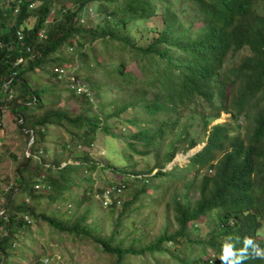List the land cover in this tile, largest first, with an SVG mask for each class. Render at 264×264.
Segmentation results:
<instances>
[{"label": "trees", "instance_id": "1", "mask_svg": "<svg viewBox=\"0 0 264 264\" xmlns=\"http://www.w3.org/2000/svg\"><path fill=\"white\" fill-rule=\"evenodd\" d=\"M60 1L68 5L52 14V0L33 7L0 0V121L7 108L24 143L32 134L26 157L10 155L18 161L0 204V264L31 221L90 241L110 264H264L261 0ZM90 5L99 20L80 22ZM243 48L250 54L227 66ZM57 69L65 71L60 78ZM38 72L44 82L34 78ZM77 84L85 90L76 92ZM220 113L230 122L209 126ZM240 116L248 118L245 136L231 123ZM55 129L62 134H51ZM98 133L124 142V162L92 158ZM199 142L185 164L162 169ZM131 154L152 163L136 170ZM105 169L111 177L100 174L96 185L92 174ZM79 188V196L72 193ZM41 198L70 208L62 215L38 210ZM158 205L170 209L172 221L165 218L152 234ZM144 206L151 217L140 218ZM225 249L232 255L225 258ZM50 256L40 253L34 262Z\"/></svg>", "mask_w": 264, "mask_h": 264}, {"label": "rangeland", "instance_id": "2", "mask_svg": "<svg viewBox=\"0 0 264 264\" xmlns=\"http://www.w3.org/2000/svg\"><path fill=\"white\" fill-rule=\"evenodd\" d=\"M52 14L55 10H59V7L62 5H68L66 1H60V0H52ZM259 12L260 14L264 15V0H261L259 3ZM79 21L80 22H89L90 24H94L99 20V16L95 13L93 5H90L88 7H85L80 13H79ZM33 20L30 18L26 21L27 25H31ZM156 25L160 26L159 20L156 21ZM147 24H142L141 29L145 28ZM250 54L249 50L247 48H243L236 54H234L233 59H231L228 63L229 64H236L240 58L244 55ZM127 68L137 73L136 68L133 63H130L127 65ZM35 77H38L37 79H40L41 82H44L43 79L45 77L41 73H37ZM65 94V93H63ZM93 94V93H92ZM90 94V101L92 103L96 102V96ZM110 96L112 95L109 94ZM108 97V95L106 94ZM65 105L68 107H74L75 101L71 99H67L65 101ZM110 106L107 108L109 109ZM8 109L6 108L4 113L1 115V127H0V204L3 200V193L6 189H8L9 186L14 185V177H15V171L17 170V162L21 156H27V148L25 149V144L23 140V136L19 134L15 120L13 116L10 114ZM252 111H248L249 117L250 114L252 115ZM141 115L140 113H136ZM218 122H230L229 114L228 113H220V115L216 118H214L211 122H209V126L218 123ZM248 122V118L246 116H240V120L231 122L234 127L237 126L238 132H240L243 136H245V129H243L244 125ZM53 133H60L62 132L59 129L53 130ZM28 140V139H27ZM202 143L196 144L194 147L187 149L184 152L177 151L173 157L167 161L164 166L163 170H168L171 166L177 165V167L182 166L187 162V158L194 153L195 151L199 150V148L202 146ZM49 152L52 150V144L47 145ZM81 149H78L77 152H81ZM124 152L125 154H128L129 151L125 148L124 142L120 140H116L110 137H106L101 135L100 133L97 134V138L95 142L92 145V148L90 150L91 156L94 160L97 162H107L111 161L113 164H119L121 162H124L125 159H123L119 154ZM12 155H15L18 160H13L11 158ZM131 161L134 163V169H143L147 166H150L152 161L147 160L144 161L141 157H139L136 154H131ZM153 172V171H152ZM100 174H102V177L104 179H109L111 177L110 172L105 169L104 171H96L92 174V178L95 179V184L99 185L102 184V179L100 178ZM78 192L76 195L79 196L81 189H72V193ZM11 198H17L18 195L16 194L15 189H13L10 193ZM197 197L196 192H190L189 198H195ZM25 200H28V197H25ZM145 200H143L144 202ZM30 203H33L29 201ZM36 207L38 210H45L47 212L52 210H57L60 215H62L65 211H67L70 207L65 205L68 202L64 204H60L59 207H55V205H47L46 199L41 198L37 202ZM86 203H82L80 206V209L78 211H81ZM145 205V204H143ZM4 210L3 207H0V214L2 215V211ZM167 210L168 217L164 216L163 211ZM142 216L140 218L146 217L145 214H149L151 212L150 209H148L146 206L142 208ZM170 209H164V205H158V207L155 208V212L153 213L154 217L156 218L155 223L152 224L153 229H151L152 234L158 231L161 224L164 223L165 218L167 220L172 221V215H171ZM151 214L149 217H151ZM31 220L29 217L25 218ZM109 221L105 220L103 224L104 233L108 231L109 228ZM30 226L27 228V230H23L18 233L17 235V241L14 243L12 250L10 251L8 257L5 259L6 264H36L34 262V256L38 255L40 253L50 254V258L48 261L44 262L46 264H56L57 261L65 260L67 264H110V260L107 256L101 254L97 251V249L94 247L90 241H78L74 240L68 236L59 235L57 232L52 230L50 227H48L45 223L42 221H31L29 224ZM145 229V228H144ZM1 233L4 234V231H1ZM0 233V234H1ZM259 235L262 236V231H259ZM61 255V257H60ZM54 260V261H53Z\"/></svg>", "mask_w": 264, "mask_h": 264}, {"label": "built area", "instance_id": "3", "mask_svg": "<svg viewBox=\"0 0 264 264\" xmlns=\"http://www.w3.org/2000/svg\"><path fill=\"white\" fill-rule=\"evenodd\" d=\"M35 4H37V0H30V6L33 7ZM18 34V37H20L19 33ZM64 69H57L56 70V73L58 74V78L62 77L64 75ZM6 84V82H4V85ZM75 89H76V92H81V91H84V87L81 85V84H77L75 86ZM10 96V95H9ZM0 127H1V122H0ZM1 130V129H0ZM109 191L110 190H105L104 193H103V196H102V205H106L107 203H109ZM118 192V190H117ZM49 258H45L44 259V262L48 261Z\"/></svg>", "mask_w": 264, "mask_h": 264}, {"label": "water", "instance_id": "4", "mask_svg": "<svg viewBox=\"0 0 264 264\" xmlns=\"http://www.w3.org/2000/svg\"><path fill=\"white\" fill-rule=\"evenodd\" d=\"M31 140H32V134H31V132L29 131V137H28V140H27V142H26V144H25V149L28 147V145L30 144Z\"/></svg>", "mask_w": 264, "mask_h": 264}, {"label": "clouds", "instance_id": "5", "mask_svg": "<svg viewBox=\"0 0 264 264\" xmlns=\"http://www.w3.org/2000/svg\"><path fill=\"white\" fill-rule=\"evenodd\" d=\"M230 255H232L231 250H230V249H225V258H226L227 256H230Z\"/></svg>", "mask_w": 264, "mask_h": 264}]
</instances>
